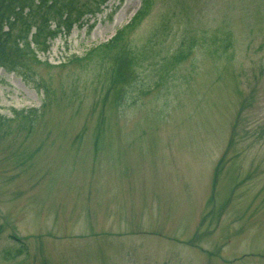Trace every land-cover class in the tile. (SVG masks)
<instances>
[{
    "label": "rangeland",
    "instance_id": "obj_1",
    "mask_svg": "<svg viewBox=\"0 0 264 264\" xmlns=\"http://www.w3.org/2000/svg\"><path fill=\"white\" fill-rule=\"evenodd\" d=\"M140 1L47 42L38 85L0 70V114L40 109L0 132V264H264V0H151L113 85L90 52Z\"/></svg>",
    "mask_w": 264,
    "mask_h": 264
},
{
    "label": "trees",
    "instance_id": "obj_2",
    "mask_svg": "<svg viewBox=\"0 0 264 264\" xmlns=\"http://www.w3.org/2000/svg\"><path fill=\"white\" fill-rule=\"evenodd\" d=\"M109 1L0 0V67L19 77L26 85L37 84L32 65L39 63L36 52L46 49V38L54 39L58 35L69 34L73 26H80L100 14ZM150 5L151 0H141L140 8L130 21L108 43L91 52L101 48L116 49L124 37L148 15ZM5 26L8 27L7 31L3 30ZM187 52H179L177 60H183ZM111 72L113 75L116 70L112 69ZM39 88L43 91L45 101H48L51 91L43 83H39ZM10 115V118L0 117V127L20 119L22 127L31 128L40 114L37 110H12ZM1 254L5 261L21 255L19 249L2 251Z\"/></svg>",
    "mask_w": 264,
    "mask_h": 264
}]
</instances>
